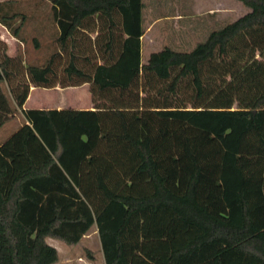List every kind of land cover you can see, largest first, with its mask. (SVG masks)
<instances>
[{"label":"trees","instance_id":"obj_1","mask_svg":"<svg viewBox=\"0 0 264 264\" xmlns=\"http://www.w3.org/2000/svg\"><path fill=\"white\" fill-rule=\"evenodd\" d=\"M45 1L57 50L25 68L0 50V128L31 86H57L64 56L70 86L92 83L98 102L36 110L0 142V264H56L47 238L76 245L93 227L105 264H264V0L146 64L143 0ZM18 3L0 2L16 40ZM208 173L221 190L205 198Z\"/></svg>","mask_w":264,"mask_h":264},{"label":"rangeland","instance_id":"obj_2","mask_svg":"<svg viewBox=\"0 0 264 264\" xmlns=\"http://www.w3.org/2000/svg\"><path fill=\"white\" fill-rule=\"evenodd\" d=\"M18 5L13 6L14 11L26 13L27 19L23 25L21 39L16 40L10 32L0 24V50L6 49L7 54L14 58L21 56L18 62L21 68L27 67L29 64H42L49 56L57 50L53 36L58 33L57 25L53 21L50 10L51 4L45 0H19ZM205 6L215 5L217 0H145L147 19L144 22L145 37L143 41L142 63H148L151 58L162 52L165 47H169L179 52H191L199 43L205 42L212 31L220 30L224 26L236 21L245 14L240 13V7L247 8L237 0H219L228 6L224 13H216L215 16L205 12ZM165 4V7L163 6ZM198 5V6H197ZM197 13L195 14V9ZM168 11L170 15L181 14L188 15L195 19L196 34H174L171 32L163 33L166 24L163 23L164 15L161 13ZM240 13V14H239ZM154 23L153 28L150 24ZM20 24V18H17L13 25ZM171 26V24H170ZM169 29V26H168ZM96 33L92 32L90 37H85L88 43L89 38L93 40ZM36 41L38 44H36ZM68 64V57L64 56L56 66L57 70V86L53 88L31 86L29 97H31L26 105V109L16 111L14 115L9 117L5 125L0 128V142L11 133L14 126H18L28 120L34 111L51 108L55 105V101H59V109H69L72 106H93L95 107L98 94L92 92V83H80L77 86L70 84L79 83L68 79L64 68ZM48 102V103H47ZM98 102V101H97ZM54 107H57L55 105ZM61 107V108H60ZM194 133L201 135L200 130L192 128ZM202 132V131H201ZM202 137H205L204 133ZM207 157V156H206ZM211 161V157H209ZM197 166L199 172L204 167V162L198 161ZM193 167V166H192ZM202 172V171H201ZM210 173V172H209ZM208 173V175H209ZM209 176H214L210 174ZM201 185V184H200ZM221 190V187H218ZM47 242L55 247L64 263L61 264H104L103 255L100 249V240L96 227H93L90 233L85 236L79 244L67 245L63 241L47 238ZM92 254V257L90 256Z\"/></svg>","mask_w":264,"mask_h":264},{"label":"crops","instance_id":"obj_3","mask_svg":"<svg viewBox=\"0 0 264 264\" xmlns=\"http://www.w3.org/2000/svg\"><path fill=\"white\" fill-rule=\"evenodd\" d=\"M3 1H6V0H0V2H3ZM217 1L218 2L215 5H211L209 7L205 6V2L206 1L205 2L203 1L204 8L206 10L205 12H208V14H210L212 16H215L216 13H224L225 12L224 9L225 8L227 9L228 6H230V5L224 4L223 2H219V0H217ZM143 2H144V10H143V29H144V34H143V36L141 38V53H142V50H143V44L142 43L144 41L145 30H146L145 26H144V22H145V20L148 17L147 14H146V11H145L146 2H145V0H143ZM163 6L165 7V4ZM238 7L241 8V11H239L240 13H242V14L244 13L245 14L246 12H248V8H243V7H240V6H238ZM197 9H198V7L194 11L195 14L197 13ZM161 14L164 15V16L162 18H160V19H162V21H164L163 23L166 24V29H165V31L164 30L162 31L163 33L166 32V34H167V32H171L172 31L173 34L175 32H177L178 34H196V32H197L196 31V25H195L196 21H195V19L193 20L192 17H190L188 15H181V14H176V13H174L173 15H170L168 13V11H163ZM170 24H171V26H170ZM150 26H151V28H153L154 23H151ZM168 26H169V29H168ZM30 98L31 97H28V100L26 101L23 109H26V105H27V103H28ZM58 103H59L58 100L55 101V105H57V107H54L55 106L54 105L51 108H45V109L63 110V109H59V107H58L59 104ZM69 109L94 110L95 108L93 106L91 107L89 105L81 106V105H77L76 104L75 106H72ZM20 126H21V124L18 125V126H14L12 131H11V133L8 135V137L11 136L14 132H16ZM8 137H6V138H8ZM4 140H2L1 142H3ZM207 178L208 179L206 180V188H205V191H204V197L205 198H207V197L212 195L211 194L212 189L215 188V190H216V189H218V187H221L219 173L218 174L217 173L214 174L213 177L212 176H208ZM220 209H221L220 215L222 217L223 216L226 217L227 210L224 207V205L221 204L220 205ZM211 210L215 211V210H217V208H211ZM100 249H101V244H100ZM101 254L103 255L102 250H101ZM103 262L105 264L104 256H103ZM61 263H64V262L62 261V258H61L60 253H59V261L56 264H61Z\"/></svg>","mask_w":264,"mask_h":264}]
</instances>
